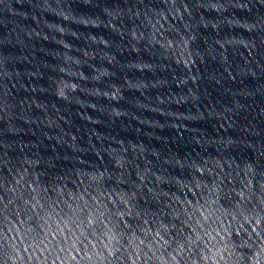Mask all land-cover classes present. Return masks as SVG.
Returning a JSON list of instances; mask_svg holds the SVG:
<instances>
[{
    "label": "water",
    "instance_id": "obj_1",
    "mask_svg": "<svg viewBox=\"0 0 264 264\" xmlns=\"http://www.w3.org/2000/svg\"><path fill=\"white\" fill-rule=\"evenodd\" d=\"M0 264H264V0H0Z\"/></svg>",
    "mask_w": 264,
    "mask_h": 264
}]
</instances>
